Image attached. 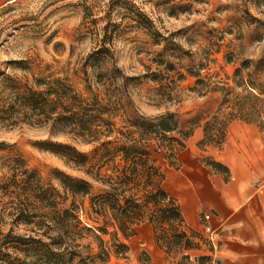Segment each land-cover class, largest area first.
I'll return each mask as SVG.
<instances>
[{
	"label": "rangeland",
	"instance_id": "374dc122",
	"mask_svg": "<svg viewBox=\"0 0 264 264\" xmlns=\"http://www.w3.org/2000/svg\"><path fill=\"white\" fill-rule=\"evenodd\" d=\"M111 35V44L104 45ZM104 55L108 59L97 67L94 60ZM94 68L103 74L119 70V76L136 78L127 90L140 115L154 119L172 115L183 131L193 130L177 162L170 161L174 166L163 153L153 155L165 178L179 170L188 155L209 163L212 148L219 147L199 146L204 125L214 143L222 138L230 114L264 128V0H12L0 8V101L5 79L31 85L32 77L51 73L66 74L87 96L83 73L87 71L92 82ZM122 121L117 119L118 127ZM49 143L72 145L89 158L95 147L47 126L21 124L10 129L0 122V149H5L0 150V186L4 156L20 158L44 184L57 190H62L58 172L92 182L84 170L66 165L47 150ZM92 185V192L98 193L99 185ZM163 187L169 189L165 182ZM24 202V196L3 197L0 189V264L31 260L24 242L13 236L35 234L24 225H12L13 217L8 215L22 209ZM71 202L64 206L69 208ZM75 205L83 210L82 221L93 227L85 217L87 200L78 198ZM134 237L125 242L119 235V242L129 247L121 255L115 253L110 236H101L108 256L104 261L88 259L98 246L91 238L83 240L78 251L85 263L77 259L74 264H149L153 250L140 246V251H132ZM198 243L203 247L209 241ZM163 254L170 263L191 264L179 250Z\"/></svg>",
	"mask_w": 264,
	"mask_h": 264
},
{
	"label": "trees",
	"instance_id": "16d2710c",
	"mask_svg": "<svg viewBox=\"0 0 264 264\" xmlns=\"http://www.w3.org/2000/svg\"><path fill=\"white\" fill-rule=\"evenodd\" d=\"M112 38L109 36L104 45H110ZM106 59L104 55L94 61L100 67ZM97 69L94 68L92 82L87 71L83 73L87 96L66 74L32 77L31 85L12 78L3 82V126H47L57 134L94 145L91 158L69 144L49 143L46 149L60 156L66 165L84 170L86 177L100 187L98 193H93L92 182L58 172L62 190H57L44 184L20 158L3 157V197L17 200L24 196L27 202L22 209L8 214L13 217L12 225H24L35 234L28 238L13 236L23 241L25 251L30 253L31 260L24 264H74L77 259L85 263L78 250L83 248L80 242L88 238L97 244L98 251L93 258H87L104 261L108 256L101 236L106 235L111 237L115 253L125 255L129 247L119 242V235L126 242L143 224L152 227L155 246L166 254L174 249L182 253L198 248V240L202 239L186 228L178 201L164 189L165 174L153 157L163 153L169 165L174 166L170 161L177 159L193 130L183 131L172 115L155 119L140 115L127 90L128 83L136 78L119 76V70L103 74ZM230 115L219 142L214 143L203 126L200 147L216 144L220 148L227 126L233 121L256 124L243 116ZM121 118L123 126L118 127L117 119ZM191 123L198 126L196 121ZM205 165L215 171L220 168L212 161ZM78 198L87 200L85 217L93 227L82 221L83 210L75 205ZM69 199L72 202L66 208Z\"/></svg>",
	"mask_w": 264,
	"mask_h": 264
},
{
	"label": "crops",
	"instance_id": "0c3cea01",
	"mask_svg": "<svg viewBox=\"0 0 264 264\" xmlns=\"http://www.w3.org/2000/svg\"><path fill=\"white\" fill-rule=\"evenodd\" d=\"M10 1L0 0V8ZM212 150L209 159L219 165L218 171L188 155L180 169L165 178L166 191L178 201L186 228L209 241L185 251L187 260L191 264H264V128L233 121L221 148ZM139 229L131 250L148 246L153 250L148 252L149 264H173L155 248L150 226Z\"/></svg>",
	"mask_w": 264,
	"mask_h": 264
}]
</instances>
